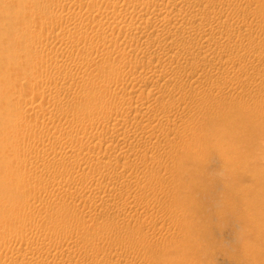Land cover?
<instances>
[{
  "label": "bare ground",
  "instance_id": "bare-ground-1",
  "mask_svg": "<svg viewBox=\"0 0 264 264\" xmlns=\"http://www.w3.org/2000/svg\"><path fill=\"white\" fill-rule=\"evenodd\" d=\"M4 1L11 4L16 0ZM36 2L40 3H37L38 5L30 3L28 4L29 8L25 7L28 10L30 9L32 16L30 15L31 18L29 17L30 19L28 20L22 19L23 21H21L24 26V21H26V23L28 21V27H23L21 21L20 24L18 23V26L21 25L23 29L25 28L26 32H23V29L21 30V28L16 26L17 22L11 23V21H9L10 23H6L5 20V24L0 18V22L7 25L5 26L6 28H12L9 29L10 31L14 30V27L15 29L17 27V29L23 32V34L21 33L22 40L19 39L20 36L17 37L18 40L6 36L8 37V39L6 38L7 42L11 39L9 43L13 44V48L10 47V50L12 48L13 59H10V57L7 59L13 60L11 61V65L9 64L11 70H20V73H22V75L20 74L22 76L21 80L29 79L28 81L26 80L29 85L28 83L26 85L23 83L24 91L27 93L19 96L23 94V91L21 90L22 92L20 94L17 93L14 87L16 82L13 81L16 77L14 79L10 78V76H13L15 73H17V75L19 73L14 71L15 73L11 75L8 74V69L5 70L7 75H10L9 79H11L14 84L12 87L9 86L8 80L6 79L8 76L6 77V75H4V77V73H0V75L2 74L0 77V94H8L10 96L11 94L14 95V93H17L18 97L14 96L13 99L12 95L13 100L10 99L14 102L8 100L10 103H14V106H11L9 103L6 104H9L12 109L14 107V110H16L15 105L17 103L22 113L30 116L34 115L35 117L32 120L28 119V121H23L20 118V122L15 121L16 124L14 122L13 125L11 124V130H8L10 124H7L8 126L6 127L8 132L10 131V135L18 136L19 138L23 136L22 140H24V134H28L27 137L31 136L28 137L30 139H26L27 141L24 142H22L21 139L20 141L18 140L19 142L13 141L9 143L10 145L5 139L6 141L3 142L8 145L3 143L5 147L2 148V145H0V162H2L0 163V173L7 179L3 178L5 179L3 181L7 182L8 180H12L14 183L20 180V184L17 186L12 183L14 185L13 187L12 185H6L7 183L4 184L2 180L0 181L7 186V190H11L12 195L10 196L14 195L15 197H8L7 203L9 204L10 202L13 208L15 206V209L17 208L14 211L15 213L11 211L10 214V212L6 213L5 211V214L4 208L7 207L5 204L6 199L3 200L4 193L1 194L0 192V204L2 203L1 201H3V206L4 204L6 205L4 208L1 207L3 211L0 210V214L4 213L6 215L4 217V214L1 215L3 219L0 217V248L3 247L6 249L5 252H0V264H38L39 261H43L40 260L41 256H44L43 254H47L51 259L48 260L55 262V264H145V261V263H142L143 261H133L134 257L139 256L142 250L140 249L141 246L140 248L136 247V244L131 245V243H126L124 240L128 237L130 239L132 238V240L134 238V240L138 239L137 242L139 243V240L143 242L145 238H141L143 234L141 235L140 233L141 229L138 232L139 227L136 228V225L138 226L140 224L148 229L151 226H155L154 223L158 222L157 220H161L162 215L164 216V210H168L169 208L171 210L170 204L172 205L173 202H171L170 196L167 195L168 193L166 194L167 196L165 194V196H162V194V197L157 198L160 193H158L159 189L156 187L159 179H157L158 182L156 184H154V182L151 185L147 184L148 187L143 190L140 189L143 185L137 188L138 182L136 180V182H131L130 177V181L127 180V182H131L128 183L129 185L125 184L126 180H122L133 170L134 172L140 170L139 168H141V166L148 170L150 166H144L147 165L145 163L146 161L144 162L147 156L144 157L145 154L143 155V153H147V151L142 152L138 148V150H133V152L131 147L129 150L132 152H126V150L128 149L127 147L131 145L130 143L132 141L139 139V142H142L139 137H142L141 139H143V137L146 138L150 134H154L155 131H158L156 128L159 127L154 124L151 128H148L145 127L146 125L143 126V124H138L139 120L141 119L142 122L144 117L142 116L143 114L139 112V108L142 110L143 108L150 107L151 105H149V102L153 97L148 101H141L143 97L146 98L144 96L145 93H143V95L140 94L143 90L140 89V92L135 86H145L147 90H150V95L153 92V95H155L158 100H165V105L170 107L172 111L173 108L171 107L175 103L177 104L176 106H190L189 104H193L191 99L192 103L188 101L190 97L187 100L185 99L186 96L185 98L179 97L180 99L176 98L177 100L175 101L174 99L175 102H173L172 98L175 97H172L171 95L173 94L170 95V93L175 91L172 88L179 83V80H182L180 78L184 76V74L189 73V65H191V63L194 65L192 59L195 56H201L200 60H197L195 57L197 62L193 67L191 66L193 68L192 72L195 71L197 73L198 71H204V74H206L205 71L209 72L210 77H215L213 79L217 81H207L208 78L204 75L207 80L205 79L206 81L203 82L204 80L200 79L201 82L199 84L201 85H195L194 87L195 94H193L196 95V97V92L199 94L201 91L203 92V90H205L203 93L208 90L212 94L213 90H221L218 88L225 87L224 85L226 84H229V86L226 87H228L230 92H237L245 97L250 93V90L263 87V77V79L261 78L260 80H256L255 78L254 81H250V79L249 82L247 75L248 70L253 69H257L264 74V25H261L259 22L258 17L261 14L257 9L255 10L257 0H36ZM92 3H94V6L97 4V8H90L92 7L90 6ZM86 5H88L89 8H85L86 10H84L82 6ZM5 7L7 6L5 5ZM54 7H57V9L53 12L50 11V8L52 10ZM81 8H83V10ZM2 11L3 8L0 5L1 14L4 12ZM17 13L18 11H15V15H17ZM10 14H14L12 10ZM24 14L25 12L23 15ZM28 14L29 13L25 15L26 18L29 16ZM262 15L264 14L262 13ZM262 18L263 17L260 19L261 21ZM18 19L20 20L21 18ZM95 20L98 22V27H92L91 30H88L90 32L87 34H85L86 31H84V34L83 31L82 34L79 33L86 24L89 25ZM39 23L43 25L41 28H44L45 31L46 29L48 30L46 31L47 33L43 34L44 31H42V33H36V29L39 28H36V26L39 25ZM33 24H36L34 25L36 31L34 32L29 31V27H32ZM62 25L71 31H67L68 33L64 32V30L67 29H63ZM61 26L62 28H60ZM102 26L115 29L117 34L115 35V32L112 30L114 35L105 34L104 36L107 38H103V43L101 40L102 44L99 47L97 45L94 47L92 42L95 40L98 41V37L101 38L100 32L103 31H100V29H103ZM27 28L29 29L28 31ZM16 31L17 30L13 31V33ZM50 32H54L53 36L55 42L48 40V34ZM19 33L20 31L18 30V34ZM2 35L3 39L0 41L5 42L6 39H4L5 36L3 32ZM139 39H141V41L143 39V42H141L142 44H139L138 41L133 47L132 42ZM9 43L6 45L11 46ZM87 43L90 45L88 44L87 46ZM2 44L4 46L5 43H1L0 45ZM131 44L132 47H130ZM9 46H7L8 48L5 47L6 49L4 48V50H8ZM126 47L129 49L126 50ZM232 48L235 49L237 54L233 55V57L236 56L235 59L240 62L242 67L239 66L242 70L236 69L234 71V68L237 66L234 67V65H232V60L230 62L231 64H229L228 60L226 61L227 63L220 62L222 56L225 54L227 55L230 51L232 52ZM4 50H0V58L4 56L7 57L5 54L7 52L9 53V51L4 53ZM251 50H261L263 52L252 54L250 53ZM172 52H176L178 56L177 58L175 57L173 61L171 60L173 56L172 58L170 57ZM248 52L249 54H247ZM91 54L94 55L91 57ZM67 55L70 56V60L68 61L65 57ZM139 56H143L142 58H144V60L147 58V63H150V60L153 59H157V61L161 60V63L158 62L160 64L157 65L156 61L155 65H149L150 67L146 66L147 63L145 66L141 63H135L136 65L133 66V60L131 59H138ZM108 57H111V62H113V60L118 62L122 57L124 60L118 62L119 65L122 62L126 65L125 63H129V60H131L130 62L133 65L129 63V65H131L130 69L126 68L129 67L128 65L124 66L123 64L120 66L123 65L124 67L117 68L114 66V68L116 67L117 69H114L115 72L113 73L115 74H112V77L111 75H102L103 73H100V77L98 75V78L95 80L84 83L87 78L90 77L89 73H92L89 72V70L93 71L96 68L92 61L106 58L108 60ZM169 57L170 59L167 61ZM229 57L230 56H228V59ZM68 58L69 57H67V59ZM126 58L128 61H125ZM137 61L140 62V60ZM1 62H4V60ZM103 62H100L101 66H103ZM115 62L112 64H116ZM100 63L96 64L98 65ZM106 63L105 60V64ZM91 64L95 67L94 69L89 68ZM110 64L104 66L106 67ZM112 64L110 67L113 66ZM132 66L134 68H132ZM0 67L1 69L4 68L2 64ZM6 67H8V65L5 66V68ZM97 69V72L100 71L99 67H97ZM109 69L108 72L111 71L113 67ZM172 74L174 75L173 77H167ZM93 75L91 76L92 78L96 76ZM154 75H157V78ZM2 76L5 78L7 84L4 82V78L1 79ZM153 76L155 78H153ZM110 77L113 79L110 84H112L113 81V85L109 84L110 81L108 79H110ZM11 80L9 81L12 82ZM117 80L120 81V83L115 85L114 83H118L116 82ZM107 81L109 85H106L105 82ZM183 82H185V80H183ZM164 83V90H166V85L173 86L171 87L172 91L168 90V92L170 91L169 93L166 90L172 97H170L171 99L166 96L165 91L161 92L158 90ZM177 85L175 87H178ZM167 88H170V86ZM178 88H176V90H178ZM259 93L254 92L252 94V99L260 103V101H263L261 100L263 94L261 93V95ZM209 94L207 92V97ZM201 95V100L206 101L207 97L203 94ZM139 96L141 97L140 102ZM125 97H127V100L129 97V101L130 99L134 100L135 104L131 101L134 106L130 105V103L129 105H127L128 103L125 105L126 102L123 104L122 99H125ZM199 97H201L200 94ZM156 100L157 99H155V101ZM160 100L159 103L157 102L155 104L160 105ZM197 100L198 99H196V101ZM201 100L198 101L201 103ZM5 101L8 102L7 99ZM155 101L153 99L151 103ZM204 101L202 102L204 103ZM199 102L198 104H200ZM195 104L196 103H194V105ZM62 105L68 106H65L66 108L63 106L64 108L61 107V109H59ZM162 105H164V103L161 104L160 107ZM1 106L3 107V104ZM166 106L165 109L168 110ZM2 107L0 108L2 111H0L2 113L4 112L2 115L3 117L8 107L5 106L6 108L3 109ZM11 107L8 109L7 114ZM183 108L184 106L182 109ZM222 108L217 110V115L222 114ZM151 109H148V111H151ZM157 110H159V106ZM160 110L157 113H153L154 110L151 111L153 113L152 115L148 114L150 112H145L144 115L147 113L150 119L163 121L161 116L165 115V112H163L164 114L162 115ZM12 114L9 113V115H11V120L15 113ZM181 115L180 112H177V114L173 116L174 120L172 119L173 121L169 123L170 125L168 124L169 127L163 128V125L160 126L162 129H169V131L177 126H182L187 130L190 128L187 125L191 123L189 124L188 120L186 122L182 117L183 115ZM148 116L146 115V118H148ZM4 118L5 120L8 119L6 117ZM14 118L16 117L14 116ZM17 118L15 120H17ZM84 124L85 127H82ZM139 125H141V127ZM186 126L188 127L187 129ZM4 127H0L1 131ZM49 129L52 130L48 132ZM7 130L4 131L7 132ZM153 131L154 133H152ZM164 133H166V131ZM152 136L154 135H151V139H153ZM7 139L10 142L14 138L9 140L10 138L7 137ZM151 139L146 143L142 142L141 148L143 147L144 150L149 149L148 151L152 148L154 149V147L156 148V145L153 146L155 143L153 142V144ZM37 142L41 143L44 147L48 145L49 149H43L40 153V149L38 150L40 146H35ZM181 146H176L178 148L169 147L171 149L161 150V153H159L161 154L160 156H163L164 159L167 158V160H164V162L166 161L164 168L169 170L168 167H170L171 160H173L174 156L178 158L180 155H185L188 150L186 151L187 148L184 149ZM35 150L40 154L37 155V157L32 154L34 158H28L27 155H21L22 153L19 152L30 151V153H32L31 151ZM154 156L157 157V153ZM154 156L152 157L154 158ZM159 157L155 159H159ZM155 159H153V162H150L153 167L154 163H157ZM117 162H121V167H117ZM158 162H160V159ZM159 164L161 165V163ZM174 164L171 165L175 166ZM156 166L155 164V167ZM159 168H157V170ZM174 168H170V171H176L178 169L176 167L177 169L174 170ZM84 169H88V172L86 173L83 171ZM79 170L80 172L82 170V173L84 172L86 174L81 176L82 173L80 174ZM147 170L145 169V171ZM159 170L163 171L164 169L160 168ZM184 172L187 173L186 171ZM133 176L136 177V175ZM152 181L156 182V179L153 178V180H150V183H152ZM160 182L159 184H161ZM161 189L162 188H160V191H162ZM5 194H8L6 190ZM122 195L126 196L125 199H131L128 201H125V199H123V201H118L120 196L121 198L123 197ZM183 196H181V198ZM155 197L158 202L154 200L156 199ZM16 199H18L17 202L20 205L24 202L28 203L27 205L24 203L25 206L23 205V207H20L17 205L18 203L16 204L14 202ZM182 199L186 200L188 196L186 199L184 197ZM13 208L12 210H14ZM104 208L111 210L113 215L110 217L107 216L108 218L106 217V220L101 224L97 218L104 212V210L102 211ZM172 208L174 207L172 206ZM9 209L10 207L8 211ZM137 210H139L140 213L138 215L136 214L137 217H132L134 216V211ZM174 210L172 209L171 211L174 212ZM131 211L132 213L134 212L133 214L131 213V217L129 214V216L123 214L125 212L130 213ZM110 213L109 215H111ZM77 218H80L79 221ZM1 221H3V223ZM169 222L170 221H168V223ZM134 224L137 230L134 229V231H132L133 229H129L130 231L128 230V232L124 231ZM158 225L156 224V226ZM67 226L71 227L68 228ZM140 227L142 228V226ZM162 227L165 226L163 225ZM155 228L153 227L154 230ZM169 228L166 226V230ZM122 229H124L123 234L120 233ZM155 231L156 233L154 235L149 236L151 238H149V246L150 244L152 245L153 242L158 241L159 243L160 238L161 242H163V236L160 237L158 234L159 232H157V230ZM169 232H171V229ZM143 233L144 237H146V232L144 231ZM176 233L178 232L171 234L174 235ZM57 234H61L62 237H60V235L59 239ZM90 240L94 245L90 246V244L87 243L86 247L85 242ZM109 240L112 241L109 242ZM91 241L90 243H92ZM106 242H108L107 245H103ZM139 243H137V246H139ZM145 244L148 245V242L146 241ZM166 244L168 243L166 242ZM19 250H21L20 253H18ZM47 262L45 264H48ZM53 262L52 264H54ZM41 264H43V262ZM146 264H148V262Z\"/></svg>",
  "mask_w": 264,
  "mask_h": 264
},
{
  "label": "rangeland",
  "instance_id": "rangeland-1",
  "mask_svg": "<svg viewBox=\"0 0 264 264\" xmlns=\"http://www.w3.org/2000/svg\"><path fill=\"white\" fill-rule=\"evenodd\" d=\"M3 1L4 0H0V5L2 6L3 11H4V12L2 11L3 12L2 14L0 12L1 21L4 22L6 20V23H10L9 21H11V23L17 22L16 26H18V23L20 24L24 19L28 20L31 18L32 15H31L30 9L29 10L26 9L29 6L28 4L31 3L34 5L35 4L38 5L37 3H40V2H36V0H16L15 2H13L11 4H8V2L4 1L5 5L7 6V7H5L4 3L2 4ZM37 1H39V0H37ZM10 2H12V1H10ZM88 5H90V4H88ZM88 5H86V6H88ZM256 5L257 6H255V10L257 9L258 12L261 14L258 17L259 22L261 25H264V24H262V23H264V20H263L264 15H262V13L264 14V0H260V2H259V0H257ZM86 6H82L84 8V10H86L85 8H89V6L88 7H86ZM90 6H92L90 8H94V7L97 8L98 5L95 4V6H94V3H92V5H90ZM83 8H81V9L83 10ZM56 9H57V7L52 8V10L50 8V11L53 12ZM11 10H12V13H14V14H10ZM14 10L18 11L17 15H15ZM24 12H25V14L23 15ZM26 12L29 13L28 14L29 16H27V18L25 16L27 14ZM11 15L12 16L15 15V16L12 17ZM261 17H263L262 21L260 20ZM18 18H21V19L19 20ZM7 20H8V22H7ZM2 22H0V30L2 28V30L0 31V33H1L0 40L3 39L2 38L3 37L2 32L4 33V36H5L4 39H6V38L8 39V37L10 36L9 38L12 37V39L16 38V40H18L17 37L20 36L19 39L22 40L21 37H22L23 32H26L25 28L28 27V25H27L28 21H27V23H26V21H24L25 26L22 25L23 22L21 23V25L23 27H25L24 29H23V27H21V25L18 26L19 28H21V30L23 29L22 30L23 32L20 29H17V27H16V29L14 27L13 28L14 30L10 31L9 29H12V28H6L5 27V26H7V25H5L6 23L4 22L5 24H2ZM36 22H38V21H36ZM94 22L92 21V23H91V21H90L91 24H89V25L86 24L84 26V28L81 29V31L79 33L82 34V31H83V34H84V31H86L85 34H87L88 32H90L88 30L89 29L91 30L92 27H98V22L97 21H96L97 23L96 22L94 23ZM36 24H33L32 27L30 26L29 27L30 30L27 28V31L29 30V31L34 32L37 30L36 33H38V32L42 33V31H44L43 34L47 33L46 32V31H48L47 29L45 31L44 28H41V27H43V25L41 23H39V25L36 26V28L39 27L38 29H36L34 26ZM1 25L4 26V29H3V26H1ZM62 26L60 28H62ZM102 27H103V29H100V31H103V32H100L101 38H99V37L97 38V40L99 39L100 41L95 40L92 42L93 43L92 45L94 47H95V45H97L99 47L103 43L104 39L107 38L106 36H104L105 34L106 35H110V34L114 35V32H115V35L117 34L115 29H112L111 27H109V28L105 27V26H102ZM64 28L67 29L66 27L63 26V29ZM105 28H106V30H105ZM110 28H111V30H110ZM15 30H17V31L13 33V31H15ZM18 30L20 31V33H19L20 35L18 34ZM67 31L70 32L71 30H68V29L64 30V32H67ZM10 34L14 35L15 37L10 35ZM53 34H54V32L53 33L50 32L48 34L49 35L48 40L51 42L52 41L55 42ZM6 36H8V37H6ZM7 39L5 40V42L0 41V44L5 43L4 46H3V44L0 45V48H3L0 50H4L5 47L9 46L6 44L11 42V39L8 40V42H7ZM51 39H53V40H51ZM101 40H102V43H101ZM263 40H264V37H263ZM138 41H139V44H142L141 42H143V39H142V41H141V39L134 40L132 42L133 47L136 44V42H138ZM98 43H99V45H98ZM9 44H11V43H9ZM88 44L89 43H87L86 45L88 46ZM12 46H13V44H11V46H9L8 50H4V53L9 51V53L7 52L5 54V55H7V57L2 55L4 57H2V56L1 57L4 59L0 58L1 59L0 60V66L2 64V66L4 67L2 69L0 67V73H2V74L4 73L3 76L6 75V77L8 76L7 72H8V74H11V75H13V73H15V72L19 73L18 75H17V73H15L16 75L14 74L13 76H10V75L9 76L11 79H14L16 77L15 80H13V81L16 82L15 84L17 86L15 85L14 87H15V90L17 91V93H19V94L23 91V94L19 95V96H22L25 93H27L26 91H24L23 85L24 84L26 85L28 83L27 81L29 79H24V80L22 79L21 80L22 73H20V70H17V71H16V69L11 70L10 65L12 63L11 61H13V60H10V59H13L12 58L13 55H12V51H11L13 48ZM10 47H12L11 50H10ZM128 47H126V50L129 49ZM130 47H132V44L130 45ZM230 52L227 55L226 54L224 55L227 59L224 56H222L223 58L221 57L222 60L220 59V62L222 61L225 63L228 60L229 64H231L230 62L232 60V62H233L232 65H234V67L237 66L236 68H234V71L236 69L242 70V68H241L242 66H241L240 62L237 59H235L236 56L233 57V55H237L235 52V49H233L231 53ZM258 52H263V51L251 50L250 53L253 54V53H258ZM173 53H175V54H173ZM247 54H249V52ZM93 55L94 54H91V57ZM175 55H176V52L171 53L170 57L172 58V56H173V59H171L172 61L175 60L174 59L175 57L176 58L178 57L177 55L176 56ZM228 56H230L231 59H230V57L228 59ZM9 57H10V59H7ZM65 57H66L67 61L70 60V56L67 55ZM67 57H69V58L67 59ZM89 57H90V55H89ZM122 57L118 62H121L124 60V59H122ZM142 57L139 56L138 59L137 58L131 59L133 61L136 60L135 62L132 61V63L134 65L130 62L131 60L128 61L127 58L125 59V61H128L133 66L136 65L135 63H137V64L141 63L142 65L144 64L143 66H145L148 59L145 58V60H144V58H142ZM170 57L167 58V61L170 59ZM195 57L197 58V60H200V58H201V56H198V57L195 56ZM195 57L192 59L194 62V65L197 62ZM24 58H25V56H24ZM110 59H111V57H108V60L106 58L103 60L102 59L101 60L95 59L94 61H92V63L94 64V66H96V68L93 66V64H91V66L89 65L90 69L95 68V70H93V71L89 70V72H92V73H89L90 77H88L87 80L92 78L91 76L94 73H95L94 75H96V76L93 75L94 79L92 78L89 81L86 80L87 82L85 81L84 83H88L92 80H95L96 78H98V75L100 77L101 76L100 73L101 74L103 73L102 75H105V74L111 75V77H112V74H115L113 72H115L114 69L116 67L119 68V67H124V66L128 65L129 67H126V68H129V69L131 68L130 67L131 65H129V63H127V62L125 63V61H124V63L126 65H124L122 62L121 64H123L124 66L123 65L120 66L121 64L119 65V63L115 62L114 60H113V62H111L112 59L111 60ZM2 60H4L5 63L1 62ZM105 60L107 62L106 63L107 65L110 63L112 64L114 62L116 64H112L113 66H111V67H110L111 64L109 66L105 67L104 66V65H106ZM137 60H140V62H138ZM99 61L100 62L104 61L102 64L103 66H101V63ZM156 61H157V59L150 60V63L148 62L149 64L147 63L146 66L155 65ZM160 61L161 60L157 61V65H159L161 63ZM32 62H33V60H32ZM158 62H160V63H158ZM235 62H236V64H235ZM96 63H100V64L97 65ZM151 63H153V64H151ZM3 64L5 66L8 65V67L5 68V66ZM141 64H139V65H141ZM194 65H193V63H191V65H189L190 67L188 66L189 67V69H188L189 73L188 74H190V75H188L187 73L184 74V76L186 78L184 76H182L180 78L182 80H179L178 81L179 83H177L179 85L176 84L178 87H180V86H182V87L178 88V87H175L176 86L175 85L174 88H172L175 91H172L171 87H173V86L168 85V86H170V88H167L168 87L167 85L165 86V89L167 90V92H168V90L172 91V93H170V95L173 94L171 96L175 97V98H172L168 94L170 91L167 93L166 90H164L165 83L163 85L161 84L162 86L159 87L161 89L158 88V90L161 92L165 91L166 96L169 98L171 97L173 102H175L179 97L185 98V96H186V98H185L186 100L190 97L188 99V101L191 102V100H192V102H193V104L188 103L190 106H188V105L176 106L177 104L175 103L171 107V108H173V111H172V109H170V107L165 105V100L161 101L159 99L161 102L160 105L164 103L166 108H168V110H167V109H165V106L162 105L163 109L165 110L164 111L162 109V106L160 107V105L155 104L157 102L159 103V100L157 97H155V95H153V92L150 95V92H149L150 90H147L145 88V86H142V85H139L141 87L135 86V88L139 89V91H140V89L143 90L142 92L140 91L141 92L140 94L143 95V93H145V94L147 93L146 94L147 96L144 94V96L146 98H144L143 96H141L139 94L141 97H143V100H141L140 99L141 97L139 96V102H140V100L141 101H148L153 97L152 100H150V102H149L150 103L149 105H151L150 107L143 108L142 110H140V108H139V112L141 114H143L142 116H144L143 117L144 121L142 120V122H141V119H140L138 124H141V125L143 124V126L146 125L145 127H148V128L149 127L151 128V126H153L154 124L158 125L159 127L156 128L158 131H155V133H154V131L152 132L154 134H150L146 138L143 137V139H141L142 137H139L140 141H142L143 143L144 142L146 143L149 139H151L150 138L151 135H154V136H152L154 141H153V139H151V141H152V143L153 142L155 143V144L153 143L154 144L153 146L156 145V148L154 147V149L152 148L150 151H148L149 149L144 150L143 147L141 148L142 142H139V139H137L138 141L134 140L130 143L131 145H129L127 147L128 149L126 150V152H132L133 150L136 151V149L138 150V148L142 152L147 151V153H143V155L145 154L144 157L147 156L144 160V162L146 161L145 163L147 165H144V166H146V167L150 166L152 169L150 167L149 168L153 171H151L149 168L147 170V168H145V167L143 168L141 166L142 169L139 168L140 170L135 171V172L133 170L132 171L133 173L132 172H130V174L128 173V175L122 180H124V181L126 180L125 184H127V185H129L128 183H131V182L136 180L138 182L137 188H139L140 185H143L140 187L141 190L148 187V185L153 184V182H154V184H156L158 181L159 182L161 181L160 182L161 184H159V182H158V184H156V187L159 189L158 193L160 192L159 193L160 195L158 194L157 198L165 196L168 193L167 195L170 196L171 202H173L172 205L170 204L171 210L172 209L174 210V208H175V210H174V212H172L170 210V208L168 210H164V212H163L164 216L162 215L163 220H162V218H161V220H157L159 223L155 222L154 223L155 226H151L149 229L143 225H140V224L138 226L136 225V228L139 227L138 232L141 229L140 233H141V235L143 234V236H141V238H143V239L145 238V240H143V242H142V240H139L140 241V243H139V242H137L138 239L134 240L135 239L134 238L132 240V238L130 239L128 237L125 238L126 240L128 239L127 240L128 242L126 240H124V241L126 243H129V244L131 243V245L136 244V247H139V248L141 246L140 249H142V250H141L140 254L141 253L142 254L141 255L139 254L138 257H134L133 261H136V262L137 261L138 262L143 261L142 263L148 262V264H163V263L164 264H166V263L167 264L168 263L169 264H264V98H263L264 97L263 96L264 95V86L260 87L259 89L250 90V93H248V95H246V97H245V96H241L237 92H233V91L230 92L228 87H226V86H229V84H226V85H224L225 87L218 88L221 90H217V89H215L216 91L213 90L212 94H211V92L206 90L208 92V94L210 93L209 94L210 96L208 95V97H207V92H205L206 94L203 93L205 90H203V92L201 91L199 93L201 97H199L198 92H196V94H197V97H196V95H194L195 94L194 93L195 92L194 87H195V85H198V86L201 85V84H199L201 82L200 79L204 80L203 82H205L207 80L206 77L208 78L207 81L215 82L217 80L213 79L215 77H212V76L210 77L209 72H206V71H205L206 74H204V71L203 72L198 71L197 72L198 74L195 71H194L195 73L192 72V70H193L192 67ZM114 66H116V67L114 68ZM133 66H132V68H134ZM97 67H99V70H100V71H98L99 73L96 71V70H98ZM112 67H113V69L111 71H109V72H111V73H109L108 70H110L109 68H112ZM105 69H107V70H105ZM5 70H7V72ZM101 70H102V72H101ZM199 74H201L203 76H201ZM1 75H0V77H1ZM196 75H197V77H196ZM247 75L249 78L248 81L250 79H251L250 81H254L255 78H256V80H260L262 77L264 78V74L257 69L248 70ZM3 76L1 79H3L5 77V76L4 77ZM9 76L6 79L8 80L9 86L12 87L14 82L11 79H9ZM154 76H156V78H157V75H154ZM154 76H153V78H155ZM169 76L173 77L174 75L173 74L168 75L167 77H169ZM111 77H110V79H108L110 81L109 84L111 83V80H113ZM189 77H191V78H189ZM209 77H210V80H209ZM183 78H185V79H183ZM9 80H11L12 82H10ZM20 80H21V82H20ZM183 80H185V82H183ZM2 82H3V80H2ZM4 82H6L5 78H4ZM116 82H118V83H114L115 85L120 83V81H118V80ZM121 82H123V81H121ZM11 83H12V85H11ZM105 83H106V85H109V84H107L108 81ZM182 83H184V84H182ZM6 84H7V82H6ZM28 85H29V83H28ZM110 85H113V81H112V84H110ZM192 86H193V88H192ZM176 88H178V90H176ZM144 90H145V92H144ZM254 92H258V93L260 92L259 94L262 93L263 95L261 94L262 95L261 100H263V101H260V103L255 102L252 99V94ZM17 93H14V95L11 94L10 96L8 94L1 95L2 94L1 93L0 94V102H1V98H2V102L4 101L5 103L1 102L3 104V107L1 106L2 104L0 103L1 104L0 108L1 107H2V109L6 108L5 106L8 107V106H10L9 104H11V106H14L13 105L14 103H10V102H14V101H12L14 99V96L18 97ZM201 94H203V95L205 94L204 96L207 97L206 101L201 100L202 99ZM5 95L7 98L5 97ZM12 95H13V99H12ZM181 96H183V97H181ZM211 97H212V100H211ZM192 98L195 100V102ZM195 98L198 100H201V103L197 100L200 103V104H198V102L196 101ZM3 99H5V100L7 99V101L9 100L10 102L9 101L6 102ZM10 99H12V100H10ZM153 99H154V101H155V99H157V100L154 103L153 102L151 103V101H153ZM174 99H175V101H174ZM131 101L134 103V100H132V99H130V101H129V97H128V100H127V97H125V99H122L123 104H124V102H126L125 105L127 103H128L127 105H129V103H130V105H133V103ZM202 101H204V103ZM205 102H209V103H205ZM6 103H9V104L7 105ZM194 103H196V104L194 105ZM154 105H156V106H154ZM15 106H16L15 107L16 110H14V107H13V109L11 107L12 110L10 109L9 113L12 114L14 112L15 114L14 113L13 114L16 118L20 116L19 118H17L18 121L15 120L16 118H14V116L12 117V120H11L10 119L11 115H9V113L7 114L8 109L10 107H8V109H6L7 111L4 110L6 112H5V116H3V117H2V115L4 112L2 113L1 112L2 110L0 109L1 110L0 111L1 112L0 113V118H1V120H0L1 126L0 127L2 128L5 126L4 127L5 129L4 128L2 129L3 132L1 131V128H0V131H1L0 132V139H1L0 145H2L1 148L5 147V145L3 144L5 142H3V141L7 140L6 142H8V144H9V143H12L13 141H18V140L20 141V139H21V141L24 142V141H27L28 139H30L28 137H31V136L27 137L28 134H24V137H25L24 140H22L23 136H21L20 138L17 136L18 137V139H17L16 136L10 135V131L8 132L9 129L10 130L12 129L11 124L13 125L14 123L16 124V122H20L21 120L28 121V119L32 120L33 118H35L34 115L30 116V115H26V114L22 113L20 111L19 105L17 106V103ZM63 106L67 107L68 105H62L59 107V109H61V107L64 108ZM158 106H159V110L161 109L160 111H161L162 115L164 114L163 112H165V115L161 116L163 121L162 120H152L148 116V114L152 115L153 113L159 112V110H157ZM183 106H184V108L182 109ZM220 108H222V114L217 115V110H219ZM148 109H151V111L154 110L155 112L153 111V113H152L150 110L148 111ZM174 109H176L177 111ZM145 112H147V113L150 112L148 114L146 113L148 118H146V115H144ZM177 112H180V115L181 114L183 115V116L182 115L181 116L184 118V120H186V122L188 120V123L189 124L191 123L190 125H187V126H189L190 128L192 127V128L190 129L186 126V129L187 128L188 129L185 130L184 127L181 126L182 127V129H181V127L177 126V127L172 128V130H170V131H169V129H167V130L162 129V127L163 128L169 127V125H170L169 123H171L174 120L173 116L175 114H177ZM18 114H20V115H18ZM21 114H22V116H21ZM16 115H18V116H16ZM151 115H150V117H151ZM4 117L8 118V119H6L7 121L5 120ZM20 118H21V120H19ZM145 118H146V120H145ZM149 119H150V121H149ZM159 119H161V118H159ZM154 121L155 122L157 121V122L155 123ZM7 124L8 125L10 124L8 130L6 128L8 126ZM147 124H148V126H147ZM165 124H166V126H165ZM185 124H187V123H185ZM141 125H139V126L141 127ZM160 125L161 126L163 125V126L161 127ZM192 125H194V126H192ZM14 127H15V125H14ZM82 127H85V124H84V126L82 125ZM160 129H161V131L162 130L163 131L161 132ZM4 130H7V132ZM51 130L52 129H49L48 132ZM165 131H166V133H164ZM4 132L6 133V135ZM1 134L6 136V137L2 136ZM160 134H161V136H160ZM7 137L10 138L9 140H11V138H14V139L16 138V139L15 140L12 139L9 142ZM195 140H196V142H195ZM1 141H2V144H1ZM199 142H201V143H199ZM8 144H6V145H8ZM35 146H37V147L40 146V148H38V150L40 149L39 150L40 153L43 149H49L48 145H45V147H44L39 142H37V144ZM176 146H179V147L181 146L184 149L187 148L186 151L187 150L188 151L185 153V155L183 154L182 156L181 155L178 156V158H176L177 156H174L173 160L175 158L176 159L174 161L171 160V164H174V162H175V164H174L175 166L170 164V167H168L169 170H167V168H164L165 162H166V161L164 162V160L165 159L167 160V158L164 159V157L160 156L161 154H159V153H161L162 149H171L172 147L178 148ZM163 147H165V148H163ZM169 147H171V148H169ZM129 148L132 151H130ZM19 152L22 153L21 155H24V156L27 155L28 158H30V157L34 158L32 156V154L35 155V157H37V155L40 154L38 151L36 152V150L31 151L32 153H30V151L29 152L28 151H26V152L19 151ZM28 153H30V154H28ZM156 153H157V157L154 156V155H156ZM152 156H154V158ZM158 157L160 159V162H158L159 159H155ZM162 157H163V159H162ZM147 158H149L150 160ZM151 159H152V161H151ZM153 159H155L157 161V163H154V167H153V165L151 166V163H150V162H153ZM148 160H149V163H148ZM0 163H2V162H0ZM159 163H161L162 166ZM116 164H117V167H121V162H119V163L117 162ZM155 164L157 165L156 167H155ZM158 164H159V167L161 169L162 168L164 169L163 171L159 170L160 168L158 167ZM157 168H159V169L157 170ZM170 168H172V169L174 168V170H176V169L177 170L176 171H173V170L170 171ZM145 169L147 171H145ZM141 170H143V171H141ZM183 170L186 171L187 173H185ZM83 171H85L87 173L88 169H84ZM165 171H167V172H165ZM169 171H170V173H169ZM79 173L81 174L82 170H81V172L79 170ZM86 173L83 172L81 174V176H83ZM131 173L133 175H136V177L133 176ZM130 175H132V176H130ZM0 177H2V178H0V181L2 180V182L4 184L7 183L6 185H12V187H13L14 185L17 186L18 184H20V180H18L17 182L15 181L14 183L12 180L11 181L8 180L7 182H4L3 180H5L6 177L3 176L2 173H0ZM129 177L131 179V182H127V180L130 181ZM3 178H5V179H3ZM74 178H77V177H74ZM153 178L156 179V182L152 181V183H150V180H153ZM157 179H159V180L157 181ZM2 182H0L1 183L0 192H1V194L4 193L3 200L6 199L5 204L7 205V207L5 204L3 206V201H1L2 203L0 205H2V206H0V210H1V207H3V208L6 207V208H4V213H5V211H6V213L10 212V214H11V211H13V213H15L14 211L17 209V208L15 209L16 206L13 208L10 205L11 204L10 202H9V204L7 203V200H8L7 198L8 197H14V195L10 196V195H12L11 190L10 191L7 190L6 189L7 186L2 184ZM157 185L158 186L162 185L163 187L162 186L158 187ZM160 188H162L161 189L162 191H160ZM166 188H167V191H166ZM5 190H6V193H8V194H5ZM168 190H169L170 194H169ZM122 196H123L122 198L120 196L118 201H120V200L123 201V199L126 198V196H124V195H122ZM181 196H183L185 199L188 196V199L184 200V199H182L183 197L181 198ZM157 198L154 199L156 202H158ZM130 199L129 198L125 199V201H128ZM11 200H12V198H11ZM17 201H18V199H16V201L14 200V202L16 204L18 203ZM24 203L22 205H20L18 203L17 205L20 207H23V205L24 206H25V204L27 205L28 202H26L25 204ZM172 206L174 208H172ZM9 207H10V209L8 211ZM12 208L14 210H12ZM5 209H7V210H5ZM107 209L108 208L102 209V211L104 210V212H102L100 215L102 217L99 216L97 218L98 221L101 222V224L104 222V220H106L107 216L110 217L113 215L111 210H107ZM1 211H3V209ZM137 211H134L135 213L133 212L134 216H132V217H135L136 214L138 215L140 213L139 210H137ZM166 211H168V212H166ZM176 211H177V213H176ZM103 213H105L106 215ZM109 213L111 215H109ZM131 213H132V211L130 213L125 212L123 214L127 215V216L130 215V217H131ZM3 214H0V217L2 219L4 216H6L5 214L4 215ZM1 215H3V217ZM7 215H9V214H7ZM79 219L80 218H77L78 221H79ZM97 219H95V220H97ZM162 221L163 222L165 221L164 224ZM168 221H170V222L168 223ZM1 222L3 223V221H1ZM165 223H166V225H165ZM156 224L157 225L159 224L160 226L159 225L156 226ZM162 224L165 227H162L163 226ZM140 226H142L143 229ZM166 226H167V228H169L170 226L171 227L166 230ZM67 227L69 228L71 226H67ZM153 227L154 228L156 227L155 230H157V232H159L158 234L160 237L163 236L162 237L163 242H161V240H160L161 238H160L159 243H158V241L153 242L152 245L150 244V246H149V241H150L149 236L150 235L152 236L156 233V231L153 229ZM136 228H135V224H134V225L130 226V228L128 227L127 230H124V229L120 230L121 231L120 233L123 234L124 231L128 232L129 229L130 230L133 229L132 231H134V229H136ZM159 228H161V229H159ZM162 228H163V230H162ZM152 229L154 232L152 231ZM170 229H171V232H169ZM175 229H177L178 231ZM66 230H68V229H66ZM143 230L146 232L145 233L146 237H144V233H143L144 231ZM146 230L147 231L149 230V231L147 232ZM172 230H174V231H172ZM162 231L164 234L165 233L166 234L164 235L162 233ZM166 231L170 234H168ZM152 232H153V234H152ZM175 232H178V233H176L174 235L171 234V233H175ZM60 235L57 234L58 237ZM58 237H57V239H58ZM60 237H62V235ZM60 237H59V239H60ZM112 240H113V238H112ZM112 240H109V242ZM131 240H132V242H131ZM90 241L85 242L86 247H87V245H86L87 243H89L90 246L94 245V243L92 241H91L92 243H90ZM134 241H135V243H134ZM146 241L148 242V245H146L147 243L145 244ZM166 242L168 244L169 243L170 244L168 245V244H166ZM107 243L108 242H106L103 245H107ZM137 243H139V246H137ZM141 243H143L144 245ZM142 247H144V248H142ZM5 250L6 249L3 247L0 248L1 253L5 252ZM20 251L21 250H19L18 253H20ZM43 255H44L43 257L41 256V259L39 258L41 261L43 260L42 261L43 264H45L47 261H48L47 262L48 264H52L53 261H49V260H51L50 257L47 254H43ZM47 257H49V258H47ZM42 262L39 261L38 264H41ZM53 263L55 264V262H53Z\"/></svg>",
  "mask_w": 264,
  "mask_h": 264
}]
</instances>
